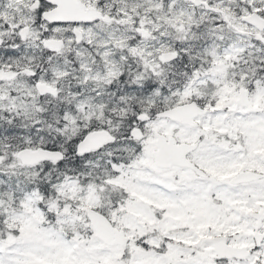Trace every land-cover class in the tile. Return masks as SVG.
Wrapping results in <instances>:
<instances>
[{
  "label": "snow or ice",
  "instance_id": "snow-or-ice-1",
  "mask_svg": "<svg viewBox=\"0 0 264 264\" xmlns=\"http://www.w3.org/2000/svg\"><path fill=\"white\" fill-rule=\"evenodd\" d=\"M0 264H264V0H0Z\"/></svg>",
  "mask_w": 264,
  "mask_h": 264
}]
</instances>
